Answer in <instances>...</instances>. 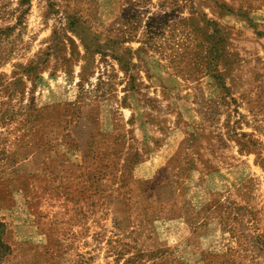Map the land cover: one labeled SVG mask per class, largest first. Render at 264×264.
<instances>
[{"label":"rangeland","instance_id":"obj_1","mask_svg":"<svg viewBox=\"0 0 264 264\" xmlns=\"http://www.w3.org/2000/svg\"><path fill=\"white\" fill-rule=\"evenodd\" d=\"M0 264H264V0H0Z\"/></svg>","mask_w":264,"mask_h":264}]
</instances>
